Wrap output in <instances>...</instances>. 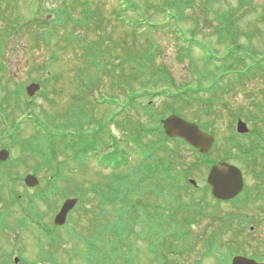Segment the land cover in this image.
I'll return each instance as SVG.
<instances>
[{"label":"trees","instance_id":"16d2710c","mask_svg":"<svg viewBox=\"0 0 264 264\" xmlns=\"http://www.w3.org/2000/svg\"><path fill=\"white\" fill-rule=\"evenodd\" d=\"M217 2L215 0H199L198 2L196 0H168L164 7L159 8L160 12L157 16L149 12L148 7H143L139 3H133L131 0H117L112 16L116 18L117 22H125L126 25L130 26L131 36L134 39L130 46L128 42H123L125 40L120 41L106 32H99L98 37L94 40L76 39L79 29L89 31L91 19L96 21L97 17H101V9L94 7L89 0H59L54 9L49 8V16L52 18L48 28H44L41 22L37 27H33L38 28V31L36 30V42L40 41L44 44L48 43L50 46L53 45L51 49L53 53L51 59L53 60L58 59L57 49L64 51L67 44L75 39L80 41L81 55L78 56L75 53V56L76 59L80 58L82 66L76 67L79 70L76 75L77 78L87 79V81L83 80L85 87H83V91L79 92L77 85L74 86L77 92L71 96L70 114L63 116L64 113L60 112L56 115L57 118L54 117L58 120L56 127L58 132L49 130V137H44L43 144L51 156V167L57 163L58 157L65 158L60 162L63 166L56 164L54 177L51 180H63L73 184L74 188H71L75 189L74 192L72 193L70 189H67L65 194L66 196L79 197V203L76 207L77 209L80 208L78 217L80 218L81 213H83L90 224V227L84 228L89 232L87 237L79 234L77 236L85 240L88 245V250L86 248L85 253L87 251L88 255L99 256L100 262H104L105 258L109 262L108 254H111L112 251L113 253L116 252V244L123 250V246L130 250L132 241L127 246L125 243L123 244L122 240L124 237L130 238L134 234L132 228L137 224H140V233H136V235H140L141 240L149 245L152 261L155 260L156 264H176V260H171L168 256L175 254L179 257H185V255L195 251L199 240L204 246L202 256L217 255L223 246L221 241L223 239L220 237L225 232H231V235L233 233L235 235L238 230L239 235H236L235 238L232 237L233 239L230 237L231 240L227 244L229 253L218 254V256L226 258L231 254L239 253L240 250L245 252V244L248 243L252 247V242H250L252 239L247 241L243 234L245 227L250 225L256 227L262 221L264 223L263 102L254 106L255 111L259 114L255 112L253 115L251 114L255 122L254 128L244 135L233 134L236 140L232 138L234 144L230 153L235 151V154L227 155L226 148H224L225 154L220 158L223 161L237 162L246 175L245 188L236 199L231 201L232 210L230 213H221L218 210L220 209V201H217L216 205L211 204L212 201L210 202L208 199V185L202 189L198 188L204 195L200 199L196 200L191 195L188 197L189 200H184L182 197V192H186L192 187L187 181L188 177L191 176L194 168L199 167L197 165L203 164L207 160L208 155H201L189 147V150L197 155L193 161V166H189L186 157L177 151V144L188 146L183 140L169 138L162 131L161 126H158V133L155 137L145 127L151 118L156 119L154 115L155 104L152 102V97L155 94L153 92L155 83L153 84L151 78H161V81H166L164 92H169V95L165 98L166 104L163 105V109L167 108L166 112L174 110L178 114H181L186 108L184 107L187 105L184 103L186 99L195 98V91L198 92L199 89L209 91L213 88L215 82L206 87L201 85V87L195 88L181 85L174 90L175 86L170 83L178 76L164 61L159 59L164 54V45L161 41L164 34L174 36L177 49L185 55L193 49L194 45L192 44L196 40L203 43L202 50L210 52L212 49L207 43V39L219 35L221 36L220 42L225 43L228 40L225 36L228 27L232 29L233 34V38L230 40L234 41L233 45H236L235 37L240 32L235 27L237 20L232 15L238 9L222 11L216 7ZM243 4L244 2L240 0V5ZM190 9H194V11L198 9L200 15L204 14L205 17L190 15L187 13ZM189 21L193 22L194 26L186 30V23ZM209 21H216V24L212 28L205 26ZM97 23L101 25L103 22ZM208 30L214 33L208 35ZM218 32L220 33L218 34ZM74 35L77 37L71 39L70 37ZM248 37L252 38L253 36L250 34ZM232 50L235 49L232 48ZM217 57L218 59L221 58V56ZM211 60L208 59L201 69L194 68L196 78L211 77L212 70L209 63ZM247 60L246 57L236 55L233 51L230 54V60L225 63L226 67L224 68V65L219 68L213 75L222 78L230 73L238 77L247 71ZM257 62L254 67L256 74L264 78V64L261 63V60ZM92 70L94 73H91ZM100 74L106 75L105 77L110 78L114 83L117 80L120 81L124 86L130 88L131 93L128 96L127 107H121L118 96L112 97V99L106 98L112 101L110 103L114 106L117 105V110L112 112L111 117L104 114L96 119L93 118L92 110L86 112L85 109L87 107L97 109L98 105L101 104L100 101L97 104L91 102L83 94L92 93V89H85L95 81L98 82L95 91L101 88L103 78L100 77ZM77 78H75L74 83H77ZM165 78L167 79L165 80ZM135 84L137 85L134 86ZM174 84L176 85V82ZM138 85L144 90L140 91ZM134 89L137 91L132 92ZM189 91H191V95L185 96ZM203 100L202 96L197 98L198 103ZM178 101L182 102L184 106ZM148 117L150 121L145 122ZM62 120L65 122L62 123ZM90 123L96 124L92 130L86 129ZM54 124L51 118V125ZM68 124H70L69 127ZM111 125L117 126L119 135L113 131ZM210 125L206 122L202 127L211 131ZM62 129L64 131H61ZM143 150L147 153L146 155L145 152H142ZM133 156L140 157V164L134 166L131 164L130 161H132ZM90 158L97 161L100 168L98 174H101V169L110 170L107 177L110 182L107 185L90 182V186L85 188L78 182L74 184L65 176V167L71 166L69 172L85 170L84 166ZM217 160L209 159L208 165L210 166ZM132 170L136 171L131 178L129 173ZM249 175L253 176L252 183L247 182ZM150 197H153L155 201H152ZM125 204L128 205L127 208H125ZM107 205H109V209L106 210ZM113 205H116V208H113ZM134 205H138L137 210L133 208ZM190 207L193 210L192 215L189 214L191 213ZM210 207L220 213L214 219V221L219 222L218 228L207 240L201 236L194 238L191 235L192 224L200 217L202 218L203 210H208ZM232 211L236 212L232 213ZM110 212L113 214L112 218H109ZM181 212L188 214L180 217ZM208 214L210 213L206 211L205 217ZM74 222L76 223V220ZM107 241L114 245L112 246L110 243L111 248L108 249V253L105 245ZM252 241L257 242L258 247L253 249L251 255L259 260H264V252L260 249L261 241L255 238ZM118 259L121 262H118ZM111 260V264H137L133 256L126 252L117 257H112ZM195 264H201V262L197 261Z\"/></svg>","mask_w":264,"mask_h":264},{"label":"rangeland","instance_id":"374dc122","mask_svg":"<svg viewBox=\"0 0 264 264\" xmlns=\"http://www.w3.org/2000/svg\"><path fill=\"white\" fill-rule=\"evenodd\" d=\"M10 7L4 8L10 14L7 19L0 18V33L3 34L4 38H9L11 35L14 40H16V45L14 47H7L5 51V55H0V62L4 61L3 64L5 66L4 71H1L0 74V107L7 106L9 111L16 109L17 110V119L21 121H26L27 126L29 127L27 131H29L32 126L30 123H39L42 125V130L45 136L49 137V130L53 132H58L56 127L58 126V120L56 115L62 112L65 114H70V103L71 96L73 93H76L75 85L78 87V91H83V87H85V83L83 80L87 81L86 78H77V66H82V61L80 58L76 59L75 53L80 56V46L79 40L76 39H85L87 41L94 40L98 37L99 32H106L109 35L115 36L118 40H125L123 42H128L129 46L134 41L131 36L130 26L126 25L125 22H117L114 16H112L113 11L117 5V0H89L92 2L93 6L101 9V17H97V22H103L101 25L97 23L95 19H91L90 29L89 31L80 30L77 35L70 37L71 39H75L70 43L68 40L67 46L64 51H59L57 49L58 59H51L52 56V46L44 44L40 41L36 42V30L39 22L44 25V28H48L50 19L52 16H49V8H55L59 0H10ZM133 3H139L143 7H148L149 12L154 13L158 16V12L160 7H164L168 0H131ZM197 2L199 0H196ZM217 2V0H215ZM2 2V4H1ZM244 2L243 5H240V0H220L217 2L216 7L220 8L222 11L230 10L234 11V9H238L233 18H236L235 27L238 28L239 35L237 34L236 45H233L231 38H233L232 29L228 27L227 29V39L225 43H221V36L217 35L214 38L207 39V43L210 44L212 49V53L210 51L202 50L203 43L196 40L192 45L193 49L186 55L176 47L175 37L170 34H164L161 37V41L164 45V54L161 55V61H164L168 67L177 75V78H174V81L170 84L179 88L181 85L192 88V87H201L204 85L205 87L212 84L213 88L209 91L207 89H199L200 91L194 92L195 98H190L189 100H185L183 104L185 109L181 112L180 115H183L188 120L196 119L198 123L204 125L206 122L210 123L209 129L210 132L213 133L217 139V148L211 154V156L207 157V160L202 164L200 163L198 168H194L190 177L196 179L202 187H205V180L207 176V171L209 167V159H220L222 158L225 152L223 151L226 148L227 155L235 154V151L230 153V149L233 147L234 141L232 138L234 133L236 132V124L239 118L245 120L250 128H254V118L252 117L253 113L259 114L255 111V104L264 103V78L258 76L255 71V65L258 63L257 61L261 60V63L264 64V0H242ZM0 5L5 6V1L0 0ZM158 10V11H157ZM40 12V13H39ZM190 15L204 18L205 15L201 14L198 9L194 11V9H190L187 11ZM54 16V15H53ZM164 16V15H161ZM107 18V19H106ZM28 23V24H24ZM89 23V24H90ZM216 24V21H209L205 26L213 27ZM204 25V21H203ZM212 25V26H211ZM194 26L193 22L186 23V30L191 29ZM33 28L32 30H29ZM103 27H106L105 29ZM16 30V33L14 32ZM46 31V30H45ZM35 32V34H33ZM214 33L211 30L207 31V34ZM220 32H218L219 34ZM245 33V34H244ZM205 33V35H207ZM252 34V38L248 36ZM64 45V43H63ZM65 46V45H64ZM79 46V48H78ZM200 46V47H199ZM192 47V46H191ZM234 48L235 50H232ZM255 49V50H254ZM234 51L236 55H241L246 57L248 60L247 71L240 74L238 77L234 74L227 73L226 76L222 78H217L213 74L219 68L226 67V62L230 60V54ZM184 54V55H182ZM213 55V56H212ZM217 56H221L218 59ZM206 57H208L206 59ZM208 59H212L210 63V68L212 70L210 78H196V74L194 73V68H203L204 63ZM216 65V66H215ZM251 65V66H250ZM91 73H94L92 70ZM106 75L100 74V77L103 78L101 83V88L98 91L97 86L98 82L95 81L92 85H89V89L85 90H93L92 93H84V97H88L91 102L97 104L100 101L101 104L98 105L97 109H92L91 107H87L86 112L91 111L93 118L99 119L102 115L107 114L111 117L112 112L116 111L117 105L110 103L107 99H112V97L118 96L121 107H127L128 96H130L131 90L129 87L124 86L120 81H116L115 83L111 81L110 78L105 77ZM182 77V78H179ZM8 78H12L17 81V89L15 84L10 82ZM75 78H77V83H74ZM146 79V78H145ZM167 78H165L166 80ZM155 89L153 92L155 94L152 97V102L154 105V115L155 118L148 117L145 119V122L150 121L145 127L149 129L153 135L158 133V126H161L163 129L162 120L170 115L175 113L174 110L170 112H166L167 108L163 109V105L166 104L165 98L169 95V92H164V85H166V81H161V78H151ZM32 82H39L42 88L37 92V95L34 97H30L26 93L27 86ZM176 82V85L174 84ZM135 84L134 86H136ZM140 91L144 90L140 85ZM184 88V87H183ZM129 91V92H128ZM137 90H132L135 92ZM106 92V93H103ZM189 91L185 96L191 95ZM200 92V93H199ZM199 93V94H197ZM202 96L204 100L201 103L197 102V98ZM218 96V97H217ZM85 98V99H86ZM107 98V99H106ZM211 104L213 105L211 107ZM2 108V107H1ZM178 114V113H175ZM252 114V115H251ZM53 116V117H51ZM51 118L54 125H51ZM33 120V121H30ZM86 119V118H83ZM28 121L30 123H28ZM35 121V122H34ZM65 120H62L64 123ZM107 122V121H106ZM257 122V121H256ZM1 123V122H0ZM84 123L83 121L81 122ZM25 124V123H24ZM26 124L23 125V128H26ZM70 124H68V127ZM96 126L95 123H90L86 126V129L92 130ZM113 131L119 135L120 132L117 129L116 125H111ZM27 129V128H26ZM61 131H64L63 129ZM164 131V130H162ZM174 145V144H171ZM177 151L181 152V155L186 157L189 166H193V161L196 159L194 152L192 153L189 150V146L184 144H177ZM142 152H145L144 150ZM15 154H18L17 152ZM147 153L145 152V155ZM232 156V155H231ZM65 159L62 156L56 159L59 165L62 160ZM140 157L133 156L131 164L138 165L140 164ZM143 161V160H142ZM55 164V166H56ZM142 164V162H141ZM71 167V166H70ZM69 166L65 167V176L68 177L74 184L79 183L81 186L87 188L90 186V182H98L104 185H107L110 182L107 177L110 174L109 169H101V174H98L99 165L94 158H90L89 161L86 162L84 169L82 171H71ZM140 168V166H139ZM136 170H132L129 174L131 178ZM125 172V171H124ZM123 172V173H124ZM52 179L53 170L50 169V173L47 177ZM188 177V179L190 178ZM253 176H248L249 183H252ZM46 181V180H45ZM188 181V180H187ZM65 187V191L70 189L72 193L74 192L72 189L74 188L73 184L66 183L62 185ZM61 186V187H62ZM72 187V188H71ZM151 190V186H150ZM192 196L193 198L200 199L202 198L203 192L201 189H193L189 188L186 192H182V197L184 200H189L188 197ZM66 196V195H65ZM65 196L61 194H51L49 209L51 210L55 206H60L65 200ZM152 201H155L153 197H150ZM197 202V201H196ZM205 205V204H204ZM112 207V206H111ZM110 207V208H111ZM128 205L125 204V208ZM113 208H116V205H113ZM133 208L138 209V205H134ZM109 209V205H107L106 210ZM192 215L193 210L191 207L189 208ZM80 208L76 209L72 213L71 218V227L65 228V245H64V262L66 264H111L112 257H117L120 254H124L125 252L129 255H132L137 264H152L155 263V260L152 261V256L150 254L149 245L141 240L140 235H136V233H140V224L133 226L134 234L130 236V238L124 237L123 244L125 243L127 246L131 244L132 246L130 250L128 247L121 249L116 244V252L108 254L109 262L105 258V263L100 262L99 256L94 257L91 254L85 253V250L88 245L85 240H82L80 236L87 237L89 232L84 228L90 227L87 218L81 213V217L79 218ZM221 213H230L232 210L231 203H224L220 205V209H218ZM208 211V214L205 217V212ZM229 211V212H228ZM81 212V211H80ZM236 211H232L234 213ZM188 214V213H187ZM218 213L214 208L210 207L208 210L205 209L202 212V218L197 219L196 223L192 227V232L195 236H201L207 240L211 237V234L218 228L219 222L214 219L217 218ZM109 218L113 217L112 212L109 214ZM186 215V214H184ZM181 212V216L183 217ZM179 217V219H180ZM76 220L72 224V221ZM73 228V229H72ZM254 230L250 229V226L245 227L244 235L248 240H256L261 241L260 249L264 252V223L261 222L260 225L254 226ZM69 229H72L69 231ZM231 233V232H230ZM229 232H225L222 238V245L220 251L214 257H206L204 259L203 264H226L224 262H220L219 255L224 253H229L227 244L231 238H235L236 235H239V231L237 233H233L231 235ZM231 237V238H230ZM232 238V239H233ZM252 242V247L245 244V250L248 253H252L253 249L258 247L257 242ZM111 242L107 241L105 243L108 249L111 248ZM112 246H114L112 244ZM204 253V246L201 240L198 241L195 252H192L188 257H186L185 263L184 259H179L175 256L176 264H195L199 259H201V255ZM102 254L103 251H102ZM62 256V257H63ZM104 256V255H103ZM169 257V256H168ZM228 257V256H227ZM152 261V262H151ZM226 261V259H223ZM118 262L119 261L118 259Z\"/></svg>","mask_w":264,"mask_h":264},{"label":"flooded vegetation","instance_id":"af4514ba","mask_svg":"<svg viewBox=\"0 0 264 264\" xmlns=\"http://www.w3.org/2000/svg\"><path fill=\"white\" fill-rule=\"evenodd\" d=\"M4 1L5 6L0 5V18L7 19L10 14L4 8L10 7L11 1ZM16 43L11 35L9 38L0 35V55H5L7 47L18 46ZM3 62H0V74ZM8 79L17 89V81ZM1 107L0 153L5 151L6 154L0 155V264H66L63 259L66 225L55 224L61 205L49 209L54 185L47 177L51 156L43 144L42 125L28 121L32 128L27 131L29 127L25 120L17 119L16 109L9 111L7 106ZM24 123L27 129L23 128ZM31 178L34 180L27 181ZM35 181V185L29 184ZM60 193L64 194L63 186ZM211 201L217 204L213 198ZM222 204L224 202L219 203ZM184 214L187 213L182 212ZM250 229L254 230V225H250ZM236 255L256 258L246 250L218 258L220 262L232 264Z\"/></svg>","mask_w":264,"mask_h":264},{"label":"water","instance_id":"95a60500","mask_svg":"<svg viewBox=\"0 0 264 264\" xmlns=\"http://www.w3.org/2000/svg\"><path fill=\"white\" fill-rule=\"evenodd\" d=\"M40 86L38 83H32L27 87L29 95L33 96ZM165 133L169 137H178L184 139L192 147L199 150L200 153H208L215 144V137L210 133L202 130L197 123L187 121L176 114H171L163 119ZM239 133H247L248 125L242 119L237 122ZM6 154L2 151L0 155ZM34 179H27L33 181ZM208 183L211 186L212 195L219 200H231L237 197L244 188V176L242 170L234 164L222 162L214 165L208 174ZM193 185H197L194 179H190ZM30 182V185H35ZM78 198H67L63 203L59 213L55 217L57 225H63L68 217L69 212L75 207ZM232 264H264L254 258L243 255H236L232 259Z\"/></svg>","mask_w":264,"mask_h":264}]
</instances>
